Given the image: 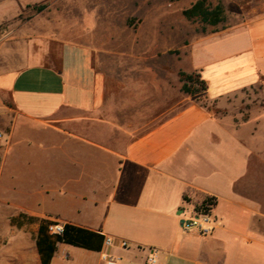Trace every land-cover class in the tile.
<instances>
[{
	"label": "crops",
	"instance_id": "crops-1",
	"mask_svg": "<svg viewBox=\"0 0 264 264\" xmlns=\"http://www.w3.org/2000/svg\"><path fill=\"white\" fill-rule=\"evenodd\" d=\"M190 55L207 92L174 114L170 103L157 112L153 90L108 75L87 48L37 52L0 74V155L20 168L14 220L33 232L0 264H42L43 223L113 240L99 252L59 243L50 264H107L105 254L115 264H264V208L235 190L247 161L233 120L245 91L264 82V15L204 37ZM203 205L207 235L185 226Z\"/></svg>",
	"mask_w": 264,
	"mask_h": 264
},
{
	"label": "rangeland",
	"instance_id": "rangeland-1",
	"mask_svg": "<svg viewBox=\"0 0 264 264\" xmlns=\"http://www.w3.org/2000/svg\"><path fill=\"white\" fill-rule=\"evenodd\" d=\"M197 1L0 0V74L22 68L26 58L37 52L49 59L66 47L87 48L108 75L122 74L130 90H153L157 112L170 103L174 114L193 98L182 91L180 79L181 72L194 73L191 45L218 30L264 15V0H209L212 6H223L226 19L218 26H208L183 15ZM129 97L139 100L142 95H125ZM235 106L233 120L241 127L237 137L244 143L247 161V172L235 190L264 208V82L246 90ZM2 125L0 118V130ZM30 138L35 143L39 139L36 135ZM106 140L113 148L126 143L111 137ZM0 145H5L4 140ZM9 166H3L0 155V261L10 260L33 233L14 220L20 185L10 179L18 181L20 168ZM228 210L240 213L237 208Z\"/></svg>",
	"mask_w": 264,
	"mask_h": 264
},
{
	"label": "trees",
	"instance_id": "trees-1",
	"mask_svg": "<svg viewBox=\"0 0 264 264\" xmlns=\"http://www.w3.org/2000/svg\"><path fill=\"white\" fill-rule=\"evenodd\" d=\"M175 1V0H171ZM45 7H40L42 11ZM183 15L187 20H199L204 25L218 26L225 21V13L222 5L212 6L209 0H198L189 9L183 11ZM182 82V91L193 98L205 96L207 92L206 82L197 72L187 74L180 73ZM212 204L213 200L207 201ZM204 210V205L197 208V211ZM50 223L40 225L37 248L41 257L42 264H50L56 250L57 244L64 243L71 246L83 248L90 251H101L104 245L105 237L96 232H92L77 226L66 224L62 235H50L47 226Z\"/></svg>",
	"mask_w": 264,
	"mask_h": 264
},
{
	"label": "built area",
	"instance_id": "built-area-1",
	"mask_svg": "<svg viewBox=\"0 0 264 264\" xmlns=\"http://www.w3.org/2000/svg\"><path fill=\"white\" fill-rule=\"evenodd\" d=\"M2 135L0 134V138ZM211 205V204H210ZM210 222V216L208 213H206L204 210L200 211L197 215L196 219H193L189 224H186L185 226L187 228L195 227L199 230V232L202 235H207L211 232V229H208L206 225H208ZM48 233L50 235L56 236V235H62L64 232V225L61 223H50L48 226ZM113 245V240L110 238H106L104 241V247L109 248ZM123 247H126V243H122ZM103 259L107 262V264H115V258L105 254L103 256ZM147 264H157V260L154 256H150L147 260Z\"/></svg>",
	"mask_w": 264,
	"mask_h": 264
}]
</instances>
